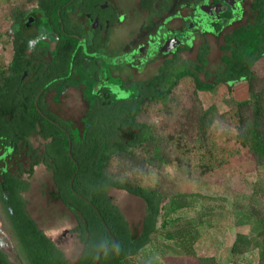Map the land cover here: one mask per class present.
Wrapping results in <instances>:
<instances>
[{
    "label": "trees",
    "instance_id": "16d2710c",
    "mask_svg": "<svg viewBox=\"0 0 264 264\" xmlns=\"http://www.w3.org/2000/svg\"><path fill=\"white\" fill-rule=\"evenodd\" d=\"M31 2H35L32 9L29 6ZM76 2L6 0V7L0 10V47L3 52L9 46L13 50L9 63L5 53L0 56V151L8 150L0 158V164L11 156V162H18L19 155L17 153L18 159H15L14 153L22 143L24 149L29 150L27 155L34 151L35 162L31 165L30 174L41 163L53 174L55 191L49 196L52 201H61L76 217L77 232L84 244L83 254L76 264H96L99 254L105 249L99 264H134L133 259L151 244L153 238L162 234L166 242L173 244L169 245V251L184 260L181 264H186L187 259L198 264H219L215 257L197 255L195 247L201 238L198 223L179 227L182 221L178 218L164 220L163 230L158 227L163 213L167 218L191 208L193 202L190 199L195 198L194 195H178L166 204L167 194L128 182L125 177L126 174L143 175L147 166H170L176 160H173L175 152L187 149L185 139L193 140L194 136H200V140L205 141L220 120L231 117L238 121L241 146L248 148L257 165L264 168V85L253 70L264 58V0H254L253 10L260 12L254 23L225 36L221 50L230 55L222 59L223 70L216 73L207 70L211 48L205 43L197 54L196 62L184 63L182 67H175L174 62L165 63L135 96L121 101H116L111 94L104 98L97 96L83 117L80 136L67 122H62L65 130L45 122L36 107L40 95L38 104L42 105L49 92L69 82L52 84L69 75L72 63L74 74L79 66L87 65L88 57L80 59V52H76L77 41L70 40L62 29L71 14L67 13V8L76 6ZM67 24V33H73L74 29ZM41 27H45L57 42L54 50L41 39L34 40ZM3 29L14 31L13 35L5 34L9 37L6 42ZM59 39L60 42L57 41ZM191 49L189 46L187 50ZM49 59L50 62L47 61ZM201 74L213 82L202 81ZM186 78L195 84L192 93L195 103L187 109H180L173 97ZM240 82L248 83L250 98L237 103L231 113L220 114L215 106L205 109L201 104L198 93L213 92L219 85L232 88ZM50 84L52 86L48 87ZM159 106L165 117L178 118L177 126L175 124L168 133L144 120L148 110ZM43 107V111H48V117L59 120L48 110L46 103ZM33 136L45 141L43 150L33 149L30 142ZM69 138L72 157L78 167L69 155ZM114 161L119 173L112 171ZM110 189L124 191L146 203V217L140 230L130 227L109 196ZM29 190L30 183L21 176L9 171L0 174V202L10 218L8 231L18 249L17 261L22 264H72L28 214L24 194ZM88 202L100 212L101 218ZM245 215L246 222L255 221V224L250 236L237 235L232 254L244 256L256 249L258 264H264V214L251 211ZM168 224L174 225L175 230H169ZM8 257L0 252V264H16Z\"/></svg>",
    "mask_w": 264,
    "mask_h": 264
},
{
    "label": "rangeland",
    "instance_id": "374dc122",
    "mask_svg": "<svg viewBox=\"0 0 264 264\" xmlns=\"http://www.w3.org/2000/svg\"><path fill=\"white\" fill-rule=\"evenodd\" d=\"M114 1L127 13L129 20L114 29L109 48L103 50L102 53L110 58L138 54L146 46L137 49L136 47L142 44L154 31L148 27L151 18L140 11V0ZM189 1L191 0H178V3ZM29 6L32 9L35 2H31ZM252 6L253 0H247L246 10L248 14L240 24L230 27L218 36L209 35L203 39L199 37L196 40L195 51L183 53L180 56L181 60H179L178 66L182 67L184 63L196 62L198 47L204 41L211 48L207 70L211 73L223 70L225 65L222 59L225 55H230V53H224L221 50L224 46V38L240 27H244L248 22L254 21L256 13ZM1 7H6L4 0H0V10ZM179 26H181L179 23L174 25V27ZM2 33L4 34L3 40L6 42L9 37L5 34L13 35L14 31L3 29ZM39 39L51 50L55 49V39L45 27H41L34 38V40ZM192 41V39H188L186 43L190 44ZM4 53L7 63H9L13 53L12 47L9 46ZM163 63L164 59L159 58L144 68V64L139 65L137 61H134L133 64L139 73L129 69L125 71L128 63L112 66L106 62H101V65L105 69L109 66L110 72L119 74L129 85H145L159 73ZM253 70L263 80L264 85V58L256 64ZM91 75V70H79L74 82L58 86L46 97L50 110L69 123L78 136L83 132L82 120L90 107V102L85 93L91 90V84H93ZM200 79L204 82H213V80H207L204 74L200 75ZM83 83L88 86V90L84 89ZM120 84L118 78L109 79L108 87L116 101L124 100L129 95L128 92L119 90L120 88L117 86ZM194 89L195 84L192 79L186 78L181 81L173 97V101L179 106L177 108L187 109L190 104L195 103L192 95ZM198 97L205 109L215 106L220 114H229L237 103L250 98L249 85L247 82H241V84L234 85L233 88L219 85L213 92L198 93ZM247 115L250 116V113L248 112ZM144 120L156 125L165 133H168L175 124L176 126L178 124V118L169 119L164 116V110L161 106L148 110ZM238 135L239 124L237 119L231 117L220 120L205 141L200 140V136H194L193 140L185 139V142H188L187 149L175 152L173 160H176L170 166L163 168L147 166L143 175L126 174L125 180L144 188L158 189L167 194L166 204H169L171 199L178 195H194L195 198L190 199L193 202L191 208L171 214L167 218L164 217L165 214L163 213L158 227L163 230L164 220L169 221L178 218L182 221L179 227H184L192 222L198 223L201 238L195 249L199 257H215L219 264H258L259 255L256 249H252L244 256L238 257L232 254L237 235L241 233L250 236L255 224V221L246 222L247 215L245 214L251 211L264 214V168L257 165L248 148L241 146ZM30 142L33 148L38 151L43 150L46 145L39 136L32 137ZM22 164L23 173H20L18 167L12 169L11 172L30 183V190L24 194L28 214L46 236L58 245L67 260L76 264L83 254L84 244L77 232L78 221L76 217L68 208L60 203H55L49 196L55 191L53 174L44 165H36L33 173L30 174L31 164L25 160H22ZM112 171L119 173L116 161L112 164ZM108 194L130 227L140 230L146 217V203L124 191L110 189ZM2 214L0 208V241L4 242L9 257L16 264H22L17 261L18 249ZM3 223L5 225L3 227L4 232L1 231ZM168 225L169 230H175L174 225ZM163 233L165 232L163 231ZM162 235L153 238L151 244L133 259V263L181 264L184 260L174 256L169 251V245L173 244L166 242ZM9 238L13 240V245L16 247L15 251L11 247ZM186 264L198 263L193 259H187Z\"/></svg>",
    "mask_w": 264,
    "mask_h": 264
},
{
    "label": "flooded vegetation",
    "instance_id": "af4514ba",
    "mask_svg": "<svg viewBox=\"0 0 264 264\" xmlns=\"http://www.w3.org/2000/svg\"><path fill=\"white\" fill-rule=\"evenodd\" d=\"M246 2L247 0H191L189 2L179 4L178 0H140L139 9L142 13L147 14L151 18L148 27L153 29L154 31L145 39V41L142 44L138 45L136 49L154 43H159L161 46H163L166 42L165 41L166 36L169 33L176 32L177 35H179L180 31H187L190 26L196 24L198 21V16L195 14V10L198 7H203L206 5L220 6L222 8L220 17H215V22L213 24L214 28L217 30L218 34L220 35L224 31L228 30L230 27L236 24H240L247 17L248 13L246 10ZM253 4H254V0H253ZM68 12L71 13L69 17V22L63 23L62 29H64V31L66 32L65 35L70 36L69 37L70 40L73 39L77 41L76 51L78 49V52H80V59H82L83 57H88V61H87V65L79 66L75 74L73 73L74 75L72 74L70 78H69L70 75L69 73L68 76L56 80L58 81L57 83H62L63 81L66 80L69 82H74L77 79V72L79 70L82 69L91 70L92 75L90 78L93 79V84H91V90L86 91L85 93L86 98L90 102V104L91 102H93V99L95 100L97 98V96H99L100 98H104L106 97V95L111 94L110 88L108 87L110 78L113 79L118 78L120 80L121 84L118 85L117 87L120 88L119 90H123L124 92L129 93L127 98L137 95L140 92L142 86L144 85L127 84L126 81L123 80L119 74L110 72L109 66L108 68L105 69V67L101 65V62H106V61L100 58V55H103L102 53L103 50L109 48L110 40L113 35L114 29L117 26L122 25L123 23L129 20L127 13L124 12L122 8L115 3L114 0H77L76 6L74 7L70 6L67 8V13ZM255 13L256 16L254 21L248 22L245 26H247L248 24H252L257 20L260 12L257 11ZM67 23H69L71 29H74L73 33L70 34L67 33L66 31L67 30L66 25H68ZM177 23L181 24V26L174 27V25ZM209 35L212 34L202 33V32L194 33L190 38H188L189 40L190 39L193 40L190 44L186 43V41L188 42V39H179L177 41V49L173 52H170L168 55L156 56L144 62H139V61L137 62L139 65L144 64V68H146L153 61L159 58H163L164 63L162 67L167 62H174V66L179 67L178 56L180 57L183 53L186 52H191V53L194 52L196 40L199 37L203 39ZM169 38L172 39V37ZM57 41L60 42V39ZM55 44H57L56 41ZM203 44H205L204 41L200 43L197 50V54L200 51V48L202 47ZM189 46H191L192 48L191 50H187ZM85 47L88 49V54L85 53ZM92 55H97V56L92 57ZM48 61L50 62L51 59H49ZM133 66H135L133 63L128 64V66L125 68V71H128V69L132 71H138L136 66L135 67ZM82 85H84V89L88 90L87 85H85L84 83ZM45 103L47 104L46 98L42 105L36 104V107L40 115L43 117L44 121L54 124L57 128H61L62 130H65L64 125H62V122L64 121L63 119L59 118L58 116H57L59 119L58 121L55 119H51L47 115L48 111L47 110L46 112L43 111L42 108H44L43 106L45 105ZM48 110H50L49 106H48ZM28 151L29 150L27 148L24 149V144L21 143L18 151L14 153L15 156L18 153L19 155L18 158H20V160L15 163L11 162L10 158H12V156L7 160H3L0 164V174H3V172H7V171L11 172L12 169H15L16 167L19 168L20 173H23L24 168H23L22 160L29 162L31 165L35 162L33 160L34 151H32L31 154L27 155ZM7 152L8 150L2 149L0 151V158L3 157ZM14 158L18 159L17 156ZM19 163H21V166L19 165ZM40 165H44V164L41 163ZM11 174L13 173L11 172ZM54 202L64 205L61 201H54ZM0 208L1 211L3 212L2 215L4 218V222L10 227L9 224L10 218L5 213L3 203L1 202H0ZM4 226L5 225L3 223L1 228V231L3 232H4L3 230ZM9 241L11 247L15 251L16 247L13 245V240L9 238ZM6 244L9 245V243L7 242ZM54 244L58 247L56 243ZM4 245H5L4 242L0 241V252L9 256ZM8 258L9 260L13 261L10 257Z\"/></svg>",
    "mask_w": 264,
    "mask_h": 264
},
{
    "label": "water",
    "instance_id": "95a60500",
    "mask_svg": "<svg viewBox=\"0 0 264 264\" xmlns=\"http://www.w3.org/2000/svg\"><path fill=\"white\" fill-rule=\"evenodd\" d=\"M221 12H222V8L220 6H208V5H206L203 7H198L195 10V14L198 16L197 23L190 26L187 31H180L179 35H177L176 32L169 33L165 39L166 42L163 46H161L159 43H154V44H149L148 46L144 47L142 51H140L138 54H135V55L118 57V58H110V57L105 56V55H100V58L103 59L104 61H106V63H108V65H112V66H119V65H123V64H127V63L131 64L134 61L144 62L150 58H153V57H156L159 55H168L170 52L175 51L177 49V41L179 39H188L194 33L202 32V33H210L214 36H218L219 34H218L217 30L214 28L213 24L215 22V17H220ZM169 37H172V39H170ZM76 52H78V49ZM85 53L88 54V49L86 47H85ZM96 56L97 55H92V57H96ZM74 60H75V56L73 57V62H74ZM73 69H74V63H72V65H71L70 76L73 74ZM57 82L58 81L53 82L52 84H55ZM52 84L48 85V87L52 86ZM40 96L38 97V99L40 98ZM38 99L36 101V104H38ZM69 142H70L69 155H70L72 161L78 167V164L76 163V161L72 157L71 138H69ZM74 180H75V177L71 181V188H73ZM82 199L84 201H86L84 198H82ZM90 205L92 206L93 210L97 213V215L101 218L102 216H101L100 212L92 204H90ZM103 223H104V221H103ZM104 225L107 228V225L106 224H104ZM113 241L115 242L116 240L113 238ZM106 250L107 249L103 250L99 254V257L97 259L96 264H99L100 256Z\"/></svg>",
    "mask_w": 264,
    "mask_h": 264
},
{
    "label": "crops",
    "instance_id": "0c3cea01",
    "mask_svg": "<svg viewBox=\"0 0 264 264\" xmlns=\"http://www.w3.org/2000/svg\"><path fill=\"white\" fill-rule=\"evenodd\" d=\"M4 1H5V3H6V0H4ZM1 8H2V7H1ZM3 53H4V52H3L2 48L0 47V56L3 55ZM5 56H6V55H5ZM12 56H13V53H12ZM11 59H12V57H11ZM238 84H241V82H240V83H237V84H234V85H238ZM234 85H233V86H234ZM232 88H233V87H232Z\"/></svg>",
    "mask_w": 264,
    "mask_h": 264
}]
</instances>
